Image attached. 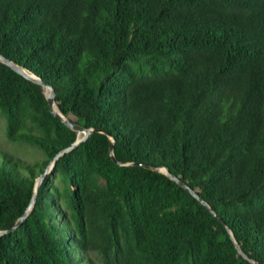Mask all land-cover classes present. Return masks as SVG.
Wrapping results in <instances>:
<instances>
[{
	"label": "trees",
	"instance_id": "obj_1",
	"mask_svg": "<svg viewBox=\"0 0 264 264\" xmlns=\"http://www.w3.org/2000/svg\"><path fill=\"white\" fill-rule=\"evenodd\" d=\"M0 54L96 130L0 235V264H264V0H0ZM0 112L43 154L0 149L7 230L77 132L1 61Z\"/></svg>",
	"mask_w": 264,
	"mask_h": 264
},
{
	"label": "water",
	"instance_id": "obj_2",
	"mask_svg": "<svg viewBox=\"0 0 264 264\" xmlns=\"http://www.w3.org/2000/svg\"><path fill=\"white\" fill-rule=\"evenodd\" d=\"M0 61L5 63L6 65H8L11 69H13L15 72L21 74L22 76H24L27 79H30L38 84H40L43 88H44V93L47 99V103L49 106V110L57 117H59L66 125H68L71 129L75 130L77 132V139L75 140V142H73L71 145H69L68 147H65L64 149L60 150L59 152H57L53 159L46 165L44 171L39 175V177L37 178L35 187H34V194L28 204V206L26 207L24 213L15 221V223L7 230H0V235L13 231L21 222L22 220H24V218L26 217V215L28 214V212L30 211V208L32 206V204L34 203L35 200V193L37 191V188L39 187L43 177L50 172V170L52 169V167L54 166L55 160L64 152L69 151L70 149L74 148L77 144H79L80 142H82L83 140H85L88 135L92 132V131H96L93 128H86L83 127L77 123L72 122L69 118H66L59 110L58 108H54V105L56 106L55 102H54V96H55V92L54 89L52 88V86L48 83H46L45 81H43L42 79H40L39 77H37L35 74H33L32 72L27 71L26 69L18 66L16 63H14L13 61L7 59L6 57H4L3 55L0 54ZM114 143H113V139L110 140V144H109V153L111 158L116 161V158L114 156L113 153V149H114ZM164 171L166 172V174L172 179L174 180L178 185H180L182 188H184L186 191H188L194 198H196L200 203H202L206 208H208V210L219 220H221V218L217 215V213L208 205V203L193 189L191 188L188 184H186L184 181H182L181 179H179L177 176L170 174L167 169H164ZM222 221V220H221ZM236 248L238 249V251L244 256L246 257V255L241 251L240 247L238 246L237 243H235Z\"/></svg>",
	"mask_w": 264,
	"mask_h": 264
},
{
	"label": "rangeland",
	"instance_id": "obj_3",
	"mask_svg": "<svg viewBox=\"0 0 264 264\" xmlns=\"http://www.w3.org/2000/svg\"><path fill=\"white\" fill-rule=\"evenodd\" d=\"M0 149L7 150L14 155L24 157L26 159L41 158L43 154L36 148L21 142H11L5 136V119L0 112Z\"/></svg>",
	"mask_w": 264,
	"mask_h": 264
},
{
	"label": "bare ground",
	"instance_id": "obj_4",
	"mask_svg": "<svg viewBox=\"0 0 264 264\" xmlns=\"http://www.w3.org/2000/svg\"><path fill=\"white\" fill-rule=\"evenodd\" d=\"M54 108H56V106L54 105Z\"/></svg>",
	"mask_w": 264,
	"mask_h": 264
}]
</instances>
